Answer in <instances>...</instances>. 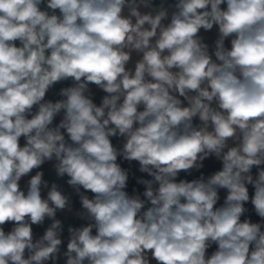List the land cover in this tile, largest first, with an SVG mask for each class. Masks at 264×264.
Segmentation results:
<instances>
[{
	"label": "clouds",
	"instance_id": "clouds-1",
	"mask_svg": "<svg viewBox=\"0 0 264 264\" xmlns=\"http://www.w3.org/2000/svg\"><path fill=\"white\" fill-rule=\"evenodd\" d=\"M0 264H264V0H0Z\"/></svg>",
	"mask_w": 264,
	"mask_h": 264
}]
</instances>
